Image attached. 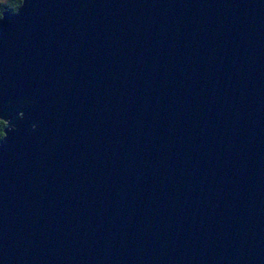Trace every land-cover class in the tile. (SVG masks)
<instances>
[{"label":"water","instance_id":"95a60500","mask_svg":"<svg viewBox=\"0 0 264 264\" xmlns=\"http://www.w3.org/2000/svg\"><path fill=\"white\" fill-rule=\"evenodd\" d=\"M0 120V264H264V0H22Z\"/></svg>","mask_w":264,"mask_h":264},{"label":"trees","instance_id":"16d2710c","mask_svg":"<svg viewBox=\"0 0 264 264\" xmlns=\"http://www.w3.org/2000/svg\"><path fill=\"white\" fill-rule=\"evenodd\" d=\"M22 0H0V18L5 12L15 13L20 7ZM5 124L0 120V142L4 139Z\"/></svg>","mask_w":264,"mask_h":264}]
</instances>
